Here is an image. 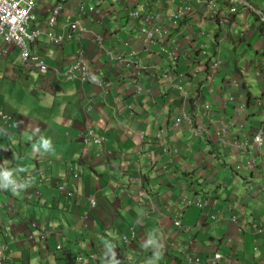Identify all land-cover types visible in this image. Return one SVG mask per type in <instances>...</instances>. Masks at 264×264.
Here are the masks:
<instances>
[{
    "label": "crops",
    "instance_id": "0c3cea01",
    "mask_svg": "<svg viewBox=\"0 0 264 264\" xmlns=\"http://www.w3.org/2000/svg\"><path fill=\"white\" fill-rule=\"evenodd\" d=\"M35 1L33 24L40 33L27 47L40 54L43 68L23 64L19 48L4 42L0 35V112L10 116L5 121L0 117V183L9 175L14 182H28V187L17 193L20 202L0 192V240L8 241L10 247L4 252L3 264H121L123 256H133L135 260L131 259L138 263L180 264V252L210 253L215 251L210 242L218 237L219 242L227 243L220 245L225 252L219 264H264V181L260 180V164L253 163L254 159H264V146L261 154L254 157L253 144L248 142L246 150L239 151V158L251 156L250 167H243L236 174L225 163L216 162L208 151L210 146H217L214 132L223 130V124L228 123L234 134L226 137L229 144L221 149L220 158L229 162L239 153L234 140L250 141L251 129L264 126V86L259 88L262 96L255 97L262 104L254 108L251 104L255 100L247 102L252 90L241 72L253 64L251 60H236V50L240 48L241 57L246 44L264 62V33L258 28L264 13L253 2L260 16L254 11L242 14L236 7L251 0H59L63 9L50 28L47 19L57 0ZM146 1L149 6L156 5L149 8L154 14L161 12V19H167L184 1L195 11L183 14L181 25L165 33L163 39H155L157 47L142 45L136 40L137 22L127 19V13ZM81 5L86 6L81 16L87 28L79 39H74L69 22L76 14L80 16L77 10ZM91 7L93 12H88ZM226 7L236 11L226 12L224 23L216 22V27L213 12L226 11ZM47 32L54 36L62 33L63 42L53 43ZM125 38L133 43L131 48L124 46ZM169 43L182 50L179 58L163 51L169 50ZM160 45L164 47L161 49ZM201 46L204 53L197 49ZM78 49L87 56L89 77L86 81L64 80L62 72ZM222 51L226 56L213 81H204L208 65L219 59ZM117 53L135 63L126 69L115 65L111 58ZM172 62L179 64L178 70L185 71L186 83H191L185 90L187 99L180 96L181 89L171 86V73H165L162 79L157 75L161 69H170ZM257 69L261 71L253 79L260 82L264 69L258 60L254 71ZM103 70L110 76H104ZM179 76L171 77L177 81ZM105 77L111 80L102 85H107L108 91L92 82L93 78ZM134 81L140 82L142 93H137ZM229 96L234 100L227 101ZM203 103H208L210 109L199 107ZM87 104L92 106L88 113ZM183 115L192 118L196 126L205 124L211 131L204 137H193L186 123L182 128L175 125ZM239 117H247L250 124L229 119ZM87 125L105 138V150L100 148L102 155L96 160L99 146L91 144L85 149L79 139ZM245 133L250 136L243 137ZM83 159L87 162L83 163ZM246 174L250 181L244 183ZM133 178L139 179L142 190L132 189ZM40 179L43 181L39 184L32 181ZM73 181L78 183V193L72 198L75 202L63 198L58 189L60 184L72 186ZM35 189L40 193L39 199ZM92 189L101 194L85 228L79 216L88 201L85 193ZM184 196L211 197L209 207L198 210L189 206L182 217L185 226L200 223L204 230L210 227L208 231L195 230L189 235L186 229L172 224L177 207L185 203H181ZM150 206L153 211L142 217ZM45 208L47 216L43 217ZM213 213L216 217L212 220L209 216ZM49 227L55 229L51 237L47 236ZM8 230L13 235L10 240ZM132 231L139 238L133 253L121 239ZM216 231H220L217 238ZM229 252L233 260L226 255Z\"/></svg>",
    "mask_w": 264,
    "mask_h": 264
},
{
    "label": "rangeland",
    "instance_id": "374dc122",
    "mask_svg": "<svg viewBox=\"0 0 264 264\" xmlns=\"http://www.w3.org/2000/svg\"><path fill=\"white\" fill-rule=\"evenodd\" d=\"M195 1H197V0H195ZM213 1V0H212ZM248 1V0H247ZM203 2H205L204 0H203ZM249 3H244V2H242V5H241V3H238L237 5H236V7H238L239 9H240V12L243 14L244 13V11L245 12H256L257 14H259V16L261 15V12L260 11H258V10H256L257 9V7L264 13V8L262 7V5H264V0H251V1H248ZM257 6H255L253 3ZM143 3H145V2H143ZM184 3H185V1H184ZM215 3H216V1H215ZM146 4L147 5H150V2H148V1H146ZM183 3H181L180 5H178L177 6V8H179L181 5H182ZM245 6L247 7L246 9H245ZM80 7V6H79ZM152 8H155L156 7V5H152L151 6ZM255 9H254V8ZM86 9V6H82V11L80 10V8H79V10H77V11H79V15L81 16L82 15V12H84V10ZM248 9H251V10H248ZM224 10H226L225 11V13L226 12H229V9L226 7V8H224ZM147 11H151V10H147ZM210 12V11H209ZM208 12V16H209V14H211V12L209 13ZM230 13V12H229ZM244 15H247V14H244ZM250 15H251V13H250ZM256 15V14H255ZM240 16V13H238V15H237V17H239ZM81 19H83L82 17H80ZM240 18V17H239ZM212 19L214 20V22H215V25H216V27H217V23H218V25L220 24V22H219V20H218V18L217 17H215V16H212ZM261 21L260 22H263L264 20L262 19V17H261V19H260ZM217 22V23H216ZM263 24H264V22H263ZM144 25V24H143ZM237 25L238 24H236V25H234L233 27L234 28H237ZM49 26V25H48ZM50 27V26H49ZM263 27H264V25H263ZM259 28V30L260 31H262L261 33H264V28H261L260 26L258 27ZM161 31V32H160ZM160 33H167L168 31H164L161 27H160ZM163 31V32H162ZM228 32H229V30H228ZM138 33H139V36H137V38H136V40L139 42V43H141L142 45H148V46H150V45H152V46H156L157 47V45L155 44V42L150 38L149 39V35H148V33H146V31H145V27L144 26H142L140 29H138ZM46 34V36L48 37L49 36V34L48 33H45ZM224 35H225V33H224ZM156 38V37H155ZM223 38H225L224 36H223ZM134 37H133V42H134ZM158 40V39H157ZM154 42V43H153ZM123 44H124V46L125 47H129V48H131L132 46V44H131V40H128V38H125V39H123ZM262 46H264V42L261 44ZM168 46H169V50L167 51L165 48H164V52H166L168 55H172V56H175V57H178L179 58V51L180 52H182V50L179 48L178 50H177V47L173 44V43H169L168 44ZM199 51H201V52H203L204 53V50H205V48H204V46H201V47H199V48H197ZM243 50H244V52H243V54H242V56L240 57L239 56V54H240V48H238L237 50H236V52H237V58H236V60L238 61H245V62H248L249 60H251V63L253 64V66H251L249 69H247V70H245V67L243 68V70L241 71L242 72V75H243V80L245 81V83H248L249 85H250V87H251V94L252 95H255V96H252V95H249L248 97H246L247 98V102H250V100L253 102L254 100H255V97H261L262 95H261V93H260V86L261 85H263L264 86V73L262 72V75H261V77H262V79L260 80V82H256V80H254L253 79V75L254 74H259L260 73V71H261V69H257L256 71H254V66L256 65V60H258L259 61V63H261V65H262V67H263V69H264V62H263V60H262V62H261V59H260V54H258V53H256V52H252L251 51V49L250 48H248L247 47V45L245 44V46L243 47ZM247 53V54H246ZM75 57L77 56L78 57V60H79V62L83 65V66H87V67H90V64H88V60H87V56H86V54L82 51V50H80V49H78V50H76L75 51ZM36 55H40L39 53H37ZM220 55V57H219V59H221V61L222 62H224V59H225V56H226V53H225V51H222L221 53L219 52V54H218V56ZM217 56V57H218ZM111 60H112V62H114V64L115 65H119L120 67H123V69H126L127 68V66H129V65H133L134 63H135V61H132L131 59H129V58H127V57H125L124 55H122V54H120V53H117L113 58H111ZM218 59L217 58H215V60H213L214 61V63L217 61ZM213 61H211L210 62V65H208V67H207V70H208V73H207V75H206V78L204 79V81H207L208 83H210V82H212L213 81V78H214V76H215V73H216V69H217V67L219 66V64H217L214 68H213V70H212V66H211V64L213 63ZM223 64V63H222ZM178 67H179V64L177 63V62H172V65H171V69L173 70L172 72H171V74H169L170 76H177V75H181L182 77H185V71L184 72H182V71H180V70H178ZM156 69H157V67H156ZM80 70H82V67H77L76 69H73V71L75 72V74L76 75H78V73H79V71ZM234 70V63H232V71ZM186 71H188V70H186ZM64 73H65V70L62 72V78L64 79V80H71V79H68V78H66V76L64 75ZM101 73L102 74H104V76H110V74L108 73V72H106L105 70H103V71H101ZM77 77H79V76H77ZM93 84L95 85V86H97L98 88H100V89H102V90H107L108 91V89H109V87L106 85V86H103L102 87V85H104V84H110L111 83V80L107 77H105V78H103V79H101V80H99V79H97V78H93ZM261 83V84H260ZM185 84V85H184ZM191 85V83H183V84H179V86L181 87V88H183V89H181V90H178V91H181V92H183L182 94H180V96L181 97H184V99H185V97H186V93H185V90H189L188 89V87ZM259 92V93H258ZM137 93L138 94H140V93H142L141 92V90L140 91H137ZM256 93H257V96H256ZM228 101H232V100H234V98H232L231 96H229L228 97V99H227ZM83 102H84V104H85V101L83 100ZM252 106H253V103L251 104ZM86 106V105H85ZM199 107H202L204 110H209L210 109V105L208 104V103H203V104H200L199 105ZM92 109V106L90 105V104H87V107L85 108V111L88 113L90 110ZM4 115H0V117L2 118V119H4V121H5V118L3 117ZM6 120H8V119H6ZM90 128V129H89ZM95 133V135H94V133ZM87 134V135H86ZM158 137H159V135H158ZM157 137V138H158ZM79 139H80V141L83 143V145H84V148L86 149V147L87 146H90L91 144H93V145H98L99 146V151L98 152H96L95 153V155H94V159L96 158V157H99V155H102V153H101V151H100V148H101V150L102 151H104L105 150V146H106V144H105V138L103 137V136H99L96 132H95V130L93 129L92 130V127H90V126H85V129H84V131L82 132V134L79 136ZM87 139V140H86ZM92 140V141H91ZM95 140V141H94ZM95 142V143H94ZM141 153V152H140ZM139 153V154H140ZM96 160V159H95ZM85 162H87V160L86 159H83V163H85ZM71 173H74V175H76V176H78V174L77 173H75V170L74 169H71ZM7 181H9V183H7ZM32 181H34V182H36L37 184H39V183H41L43 180H32ZM31 181V182H32ZM12 182H14V181H12V180H10V175H9V177H8V179L7 180H5L3 183H0V192L4 195V194H6V196L8 197V195L9 196H11L12 197V199H16V200H18L19 202H20V200L18 199V194L17 193H20L21 191H23L24 189H26L27 187H28V182L26 181V180H22V181H20V182H14V183H12ZM134 186H135V188H132V189H134V190H142V186L140 185V181H139V179H132L131 181H130ZM33 183V182H32ZM72 183V186H69V187H67V186H65V185H63V184H60L59 185V187H58V185H56L57 187H58V189H59V194L63 197V198H65V199H67V200H72V198H73V196L75 197V195H76V193H78V183L76 182V184L74 183V181L73 182H71ZM34 184V183H33ZM63 186H64V188H63ZM40 189V188H39ZM64 189V190H63ZM35 193H36V199H39V197H40V193L38 192V190H36L35 189ZM86 197L88 198V201H86V203L84 204V206H85V208H84V212L79 216V221L81 222V224H82V226L83 227H88V219L91 217V210H92V212L94 211V209H95V207L96 206H98V204H99V201H98V198L97 197H99L100 196V194H95V192H94V190L92 189L91 191H87L86 193ZM67 197H66V196ZM196 198V199H195ZM195 198H192V199H190V201L189 202H187V203H184L183 205H182V207L180 206V207H177V213L176 214H174L173 215V218H172V224H174L175 222H180V221H182V217H183V215H184V213H185V211L187 210V207H192V205H191V202H192V200H199V199H202V198H199V197H195ZM34 200V201H37V200ZM28 201V200H27ZM73 202H75L76 201V199L75 200H72ZM181 203H182V200H181ZM183 208V209H182ZM47 208H45L44 209V213H43V217H46L47 216ZM199 210V209H198ZM153 211V207L152 206H150V207H146V209H144V212H143V214H142V217H148L149 215H150V213ZM213 215H215V213H213L211 216H210V218L213 216ZM25 217V216H24ZM45 220V219H44ZM43 220V221H44ZM83 220V221H82ZM232 220H233V217H232ZM202 224H200V223H195L193 226H185L184 225V222L182 221L180 224H179V226H178V229H181V230H183V229H186L187 231H188V234L189 235H192L193 233H195V230L197 229V231H200V232H204L205 230H209L210 229V227L209 228H206L205 227V230L204 229H202V226H201ZM2 227V225H0V228ZM201 227V228H200ZM211 227H212V225H211ZM49 228H51V230L49 229ZM48 229H47V236H53V235H55V229L53 228V227H49ZM219 228V227H218ZM191 229V230H190ZM11 230L13 231V228H11ZM0 232H2V230L0 229ZM8 234H9V237H8V240H10L12 237H13V235H11V233H10V230H8ZM214 234L216 235V238H217V235L219 236L220 235V231H216V232H214ZM210 235H212V233H210ZM208 237V235L206 234V236H205V239ZM122 240H123V242L125 243V245H128V246H130L131 247V249H132V253L133 252H135V247H137L138 245L136 244V240H138L139 241V238H138V233L136 234V233H134L133 231L130 233V235H129V237H123V238H121ZM130 239V240H129ZM217 240V241H216ZM219 240H220V237H218V239H214L213 241H211L210 242V244H211V248H213L214 247V250L215 251H220V254H219V256H221L222 254H223V252H225V250L224 249H222L221 247H220V245H226L227 246V243H223V242H219ZM227 242L229 241V239H225ZM127 241V242H126ZM136 241V242H135ZM120 243V242H119ZM128 243V244H127ZM217 243V244H216ZM103 247L105 248V250H109L108 249V245L106 246L105 244L103 245ZM230 247V249H231V245L229 246ZM2 248V249H1ZM234 249H232V251H233ZM7 252V251H10V247H9V242L7 241V242H3L2 240H0V258H1V256H2V254L4 253V252ZM54 251V249L52 250V252ZM5 252V253H6ZM119 252V251H118ZM191 253H189V256H187V251H183V252H180V256L178 257L179 259H180V264H205V262H206V256H205V254H201V256L198 254H191ZM230 254H231V252H229V253H227L226 255L229 257V258H231V256H230ZM87 255V254H86ZM90 256H91V254H90ZM192 256V257H191ZM201 257H202V259H201ZM131 258H133V256H131ZM131 258H128V257H125V256H123L122 257V259H121V261H122V263L121 264H150L148 261H145L144 263H138L137 261H134V260H132ZM192 260H191V259ZM195 258V259H194ZM236 258V257H235ZM186 260V261H185ZM231 260H233L232 258H231ZM189 261V262H188ZM203 261V262H202ZM8 262H12V261H8ZM187 262V263H186ZM246 264V263H245Z\"/></svg>",
    "mask_w": 264,
    "mask_h": 264
},
{
    "label": "bare ground",
    "instance_id": "6f19581e",
    "mask_svg": "<svg viewBox=\"0 0 264 264\" xmlns=\"http://www.w3.org/2000/svg\"><path fill=\"white\" fill-rule=\"evenodd\" d=\"M34 1V8H35V4H36V1L35 0H33ZM198 1V3L200 2V0H197ZM57 2H60V1H56L52 6H53V10L54 9H57V13H53V10H52V15H51V18H53V20H55V16L58 14V13H60L61 11H62V9H63V4L62 5H59ZM210 2H212V1H210ZM215 2V1H214ZM141 4H143L145 7H140V8H138V6L134 9L133 8V10H130L129 12H137V15H136V17L135 18H130V16H127V19L128 18H130L132 21H136L137 22V24H136V27L138 28V29H140L142 26H144L145 27V31H146V33H148V35H149V33H150V31L151 30H153V29H155L156 27H158V26H160L164 31H171V30H173V29H177L180 25H181V23H182V21H181V19L183 18V15L181 14L182 13V10L180 9V8H177L176 7V10L174 11V12H172L171 14H169L168 16H167V19H161V12H159L158 11V13H156V14H154V12L151 10L150 12L149 11H147V9H149V7H151V6H149V5H147L146 4V2L145 3H141ZM206 4V3H205ZM80 5V4H79ZM218 5V4H217ZM146 7H148V8H146ZM195 7H197V5L195 6ZM80 8V7H79ZM145 9L144 11L143 10H141V9ZM209 8V7H208ZM193 10V9H192ZM202 10V9H201ZM207 10V9H206ZM193 11H195V10H193ZM79 12V11H78ZM88 12H93V7H91L89 10H88ZM210 13V12H209ZM234 13V12H233ZM33 14H34V10H33ZM193 14V13H192ZM35 15V14H34ZM85 15V14H84ZM194 15H196L195 13H194ZM218 15H220V11H216V12H213V15L212 16H218ZM189 16H190V14H189ZM206 16V15H205ZM80 17H82V16H78L77 14L74 16V17H72L71 19H70V22H69V29H70V32H76V31H78V30H81L80 32H81V35L84 33V32H86V25L82 22L83 21V19H81ZM85 18V17H84ZM196 20H198V19H196ZM195 20V21H196ZM200 21V20H199ZM34 22V21H33ZM33 22H32V26H33V28H36L35 26H34V24H33ZM131 22V21H130ZM123 23H124V21H123ZM144 24V25H143ZM135 27V28H136ZM36 29H38V34L34 37V39L35 38H37V36L39 35V33H40V30H39V28H36ZM161 32V31H160ZM160 32H157L156 34H154V35H152V36H150L149 35V39L151 38L153 41L155 40V39H163L164 37V34L165 33H160ZM163 32V31H162ZM71 35H72V33H71ZM156 37V38H155ZM33 39V40H34ZM22 40H23V42H24V44L27 46L28 45V43H31L33 40H29L26 36H22ZM97 40V39H96ZM8 43H12V44H14L15 46H17L18 47V45L17 44H15V43H13V42H8ZM154 43V42H153ZM211 44V43H210ZM213 45V44H212ZM205 46V45H204ZM81 47H82V45H81ZM164 47V45H160V48L162 49ZM19 48V47H18ZM214 48V47H213ZM2 50V49H1ZM116 55V54H115ZM20 57H21V55H20ZM114 57V56H113ZM112 57V58H113ZM175 57V56H174ZM77 59H78V57H77ZM218 59V58H217ZM21 60H22V57H21ZM22 62H24L23 60H22ZM25 63V62H24ZM39 65H35V64H32L33 66H38L37 68H43L44 67V61H43V59L42 58H39ZM77 67H82V68H84L86 71H87V73H88V71H90L89 70V67H87V66H83L80 62H79V60L77 61V62H74V63H72L69 67H67L66 68V70L65 71H68V70H73V69H76ZM171 67V66H170ZM161 71L162 72H157V75L159 76V78L160 79H162V78H164V76H165V73H171L173 70H171V68L170 69H161ZM169 78V80H170V82H171V86H173L174 88H176V89H183V88H181L180 86H179V84H183V83H186V81H185V79H184V77H182L181 75L178 77V80L177 81H175L171 76H169L168 77ZM80 81H85L86 79H84V80H81V79H79ZM185 85V84H184ZM134 87H135V90L137 91L138 90V88H141V86H140V82H135L134 83ZM134 90V91H135ZM238 97V96H237ZM244 99L242 98V101H243ZM228 101V100H227ZM259 103V104H257L256 105V103ZM262 104V101L260 100V99H258V98H256L255 99V101L253 102V107L254 108H258L260 105ZM248 105V104H247ZM245 106V105H244ZM248 108V107H247ZM234 110V109H233ZM247 110V109H246ZM248 114V113H247ZM0 115H4L3 117L5 118V119H8L10 116H8L7 114H4V113H2V112H0ZM182 117H184V115L182 116ZM182 117H181V119H182ZM185 119H184V121L183 122H181V119H180V121L178 122V119L176 120V122H175V125L177 126V127H179V128H182V124H184V123H186L185 125L189 128V131L190 132H192L193 134H192V136L193 137H204V135L205 134H207V132H210L211 130H210V127H207L205 124H202V125H200V126H196L195 125V123H194V121L192 120V118H190V117H188V115H185ZM231 121H233L234 123H237V124H240V123H244V125L246 124V125H249L250 124V122L251 121H249L248 119H247V117H239V118H235V119H233V118H229ZM230 121V122H231ZM264 122V121H263ZM228 124V123H227ZM227 124H223L224 125V128H223V130H221V131H216V132H214V134H215V136L217 137V142H216V144H217V146H215V145H212V146H210V148H209V153H211V154H213L214 156H213V158H215V161L216 162H219V163H225L227 166H228V168H230L231 170V172L233 173V174H236L237 172H238V170H240L241 168H243V167H246L247 169H248V167H250L249 166V164H248V159L251 157H249L248 156V158H245V159H240L239 158V156L241 155L240 154V152L239 151H245L246 150V147H247V144H248V142H251L252 144H253V156L254 157H256L257 155H260L261 154V150L263 149V146H264V126H259V127H257V128H253V129H251V140L249 141V140H244V141H240V140H238V138H236V140H234V142L233 143H235L236 145V148L235 149H237L238 150V154H235V155H230V156H232V158L233 157H235L236 159H232L231 157V160L228 162L226 159H222V158H220V156L223 154L222 153V151H221V149L223 148V147H225V146H227V144H229V140L226 138V137H229L230 136V134L231 133H233L234 134V132H231V130H229V127H228V125ZM233 124V123H232ZM230 125H231V123H230ZM234 125V124H233ZM232 126V125H231ZM223 127V126H222ZM236 127H238V125L236 126ZM241 127V126H240ZM231 128H233V126L231 127ZM90 129V128H89ZM213 129V128H212ZM235 129V128H234ZM93 130V129H92ZM232 131H233V129H232ZM235 131V130H234ZM250 131V130H249ZM241 132V131H240ZM244 132V131H243ZM94 133V132H93ZM248 133H250V132H248ZM248 133H245V134H243V137L244 136H247V137H249L250 136V134H248ZM157 134V133H156ZM87 135V134H86ZM94 135H95V133H94ZM100 136V135H99ZM176 136V135H175ZM239 135H237V137H238ZM158 137V136H157ZM167 137V136H166ZM233 137V136H232ZM240 137H242V135L240 136ZM246 137V138H247ZM154 138V137H153ZM159 138V137H158ZM151 139H152V137H151ZM156 139V138H155ZM198 139V138H197ZM208 140H209V138H207ZM87 140V139H86ZM105 140V139H104ZM159 140V139H158ZM182 140V139H181ZM206 140V139H205ZM207 140V141H208ZM92 141V140H91ZM95 141V140H94ZM212 141V140H211ZM155 142V141H154ZM95 143V142H94ZM167 143V142H166ZM169 143V142H168ZM191 143V142H190ZM189 143V144H190ZM212 143V142H211ZM206 145H208L209 146V144H206ZM145 146V145H144ZM177 146H178V144H177ZM249 146V145H248ZM251 146V145H250ZM161 147V146H160ZM174 147V146H173ZM175 148V147H174ZM161 149V148H160ZM178 149V148H177ZM170 150H172L171 148L169 149V151ZM175 150H176V148H175ZM223 150V149H222ZM146 151V150H145ZM168 151V150H167ZM174 151V150H173ZM147 152V151H146ZM150 152V151H149ZM179 152V151H178ZM249 152V151H248ZM176 153V152H175ZM188 154L189 153H192V152H187ZM166 154V153H165ZM193 154V153H192ZM161 155H163V154H161ZM167 155V154H166ZM165 155V156H166ZM194 155V154H193ZM246 155H247V153H246ZM181 156V155H180ZM245 156V155H244ZM159 157H161V156H159ZM190 158V157H189ZM261 158V157H260ZM168 159V158H167ZM193 159V158H192ZM148 160V159H147ZM147 160H144V161H147ZM170 160V159H169ZM168 160V161H169ZM207 161H210V159H206ZM141 161H143V160H141ZM188 161V160H187ZM253 163H255V164H260L259 165V171H260V174H261V181H264L263 179H264V159H254V161H253ZM146 164V163H145ZM128 165V164H127ZM131 165V164H130ZM224 166V165H223ZM256 167V166H255ZM254 167V168H255ZM158 169V168H157ZM245 170V169H244ZM250 170H252V169H250ZM156 171V170H155ZM155 171H154V173H155ZM246 171V170H245ZM253 171V170H252ZM258 171V170H257ZM166 172V171H165ZM184 172V171H183ZM241 172V171H240ZM243 172V171H242ZM160 174V173H159ZM171 174V173H170ZM169 174V175H170ZM239 174H241V173H239ZM176 175V174H175ZM188 175H190V174H188ZM238 175V174H237ZM196 176V175H195ZM188 177V176H187ZM191 177H193V176H191ZM254 178L256 177V176H253ZM263 178V179H262ZM186 179V178H185ZM188 179V178H187ZM239 179H242V177L241 176H239ZM243 179H245V182L244 183H247L248 181H250V178L247 176V174H246V176L245 177H243ZM257 179V178H256ZM175 180V179H174ZM194 180V179H193ZM193 180H191V181H193ZM206 180V179H205ZM255 180V179H254ZM178 181V180H177ZM252 181V180H251ZM257 181V180H256ZM186 182V181H185ZM255 182V181H254ZM177 183V182H176ZM181 183V182H180ZM187 183V182H186ZM192 183V185L194 184L193 182H191ZM60 184V183H59ZM189 184V183H188ZM182 185V184H181ZM184 185V184H183ZM205 185V184H204ZM248 185V184H247ZM255 185H257V183H255ZM194 186V185H193ZM186 187H188V185H186ZM200 187V186H199ZM202 187V186H201ZM63 188H64V186H63ZM192 188V187H191ZM247 188V187H246ZM254 188V187H253ZM258 188V187H257ZM256 188V189H257ZM261 188H263V187H261ZM197 189V188H196ZM199 189H201V188H198V190ZM203 189H205V188H203ZM207 189V188H206ZM255 189V188H254ZM64 190V189H63ZM184 190H187V189H184ZM191 190V189H190ZM205 190H203V192H204ZM210 191V190H209ZM212 191V190H211ZM251 191V190H250ZM257 191H260V189L259 190H257ZM145 192V191H144ZM249 192V191H248ZM264 192V191H263ZM193 193H194V191H193ZM199 193H201V192H199ZM245 193V192H244ZM255 193H256V191H255ZM147 194V193H146ZM254 194V193H253ZM260 194V193H259ZM211 195V194H210ZM264 195V194H263ZM66 196V195H65ZM76 196V195H75ZM147 196H148V194H147ZM249 196V195H248ZM253 196V195H252ZM260 196V195H259ZM67 197V196H66ZM74 197V196H73ZM195 197V196H194ZM263 197V196H262ZM261 197V198H262ZM181 198V197H180ZM210 198L211 197H205V198H202V199H199V200H192V202H191V205H192V207H195V208H198V209H204V208H207V207H209L211 204H210ZM190 199H192L191 198V196H190V198L189 197H186V196H184L183 197V199H182V202H185V203H187V202H189L190 201ZM196 199V198H195ZM71 201V200H70ZM148 202V201H147ZM149 203V202H148ZM184 204V203H183ZM182 204V205H183ZM182 205H181V207H182ZM183 209V208H182ZM211 216V215H210ZM209 216V217H210ZM215 217H216V214L215 215H213L212 217H211V219L213 220V219H215ZM80 219V218H79ZM81 221V220H80ZM83 221V220H82ZM181 223V221L180 222H175L173 225L174 226H176V227H178L179 226V224ZM202 226V225H201ZM91 227V226H90ZM45 228V227H44ZM201 228V227H200ZM191 230V229H190ZM196 231H197V229H196ZM195 231V232H196ZM197 232H199V231H197ZM42 234H44V233H40V235H42ZM200 234V233H199ZM130 240V239H129ZM187 240L188 241H190L189 243L191 244V245H194L193 244V242L191 241V239L189 238H187ZM217 241V240H216ZM127 242V241H126ZM125 244V243H124ZM128 244V243H127ZM217 244V243H216ZM129 245V244H128ZM195 245H196V243H195ZM194 245V246H195ZM2 249V248H1ZM126 251V250H125ZM101 252V251H100ZM102 253V252H101ZM199 253H200V251H199ZM219 254H220V251H211L210 253H207V254H205V256H206V262H205V264H219V261L220 260H222V258H223V255H221V256H219ZM191 255V254H190ZM193 255V254H192ZM201 255V254H200ZM106 256V255H105ZM187 256H189V252H187ZM190 257V256H189ZM192 257V256H191ZM95 259V258H94ZM191 259V258H190ZM195 259V258H194ZM201 259H202V257H201ZM4 260H5V253H3L2 254V256H1V258H0V264H3V262H4ZM101 260V259H100ZM192 260V259H191ZM91 260H89V262H90ZM186 261V260H185ZM92 262V261H91ZM189 262V261H188ZM203 262V261H202ZM98 263V262H97ZM187 263V262H186ZM192 264V263H191Z\"/></svg>",
    "mask_w": 264,
    "mask_h": 264
},
{
    "label": "built area",
    "instance_id": "2783aa9c",
    "mask_svg": "<svg viewBox=\"0 0 264 264\" xmlns=\"http://www.w3.org/2000/svg\"><path fill=\"white\" fill-rule=\"evenodd\" d=\"M82 6H80V10L82 11ZM180 9L182 10V15L185 13H188L192 10V7L188 4L181 5ZM34 10V1L33 0H0V35L3 38L4 42H13L18 45L20 55L22 57V60L25 62V64H35L39 65V57L36 55L37 53L29 52L27 46L24 44L22 40V36H26L29 40H33L34 37L38 34V29L33 28L32 22L35 19V15L33 14ZM145 10V9H141ZM147 10H150L147 9ZM231 12L236 11V8H230ZM146 11V10H145ZM220 11L218 9H215L214 12ZM53 13H57V9L53 10ZM137 15V12H128L127 16H130V18H135ZM218 18L219 22L222 23L226 19V13L225 11H220V15L215 16ZM54 20L53 18L47 19V25L50 27L53 26ZM81 30H78L74 32L71 37L74 39H78L81 36ZM160 31V26L156 27L155 29L151 30L149 35L152 36ZM49 34V39L57 44L63 42V34L59 33L57 35H53L52 32H47ZM221 65L222 61L221 59H218L215 63L213 62L211 64L212 70L217 65ZM64 75L68 79H87L88 73L87 71L82 68V70L79 71L78 75L75 74L73 70L65 71ZM79 76V77H77ZM141 88H138L137 91H140ZM187 95L185 99H187ZM259 104L258 102L256 105ZM186 118V117H182ZM181 117L178 118V122L180 121Z\"/></svg>",
    "mask_w": 264,
    "mask_h": 264
},
{
    "label": "trees",
    "instance_id": "16d2710c",
    "mask_svg": "<svg viewBox=\"0 0 264 264\" xmlns=\"http://www.w3.org/2000/svg\"><path fill=\"white\" fill-rule=\"evenodd\" d=\"M58 1H59V0H58ZM57 3H58L59 5H62V4H63L62 2H57ZM140 7H145V6H144L143 4H139V5H138V8H140ZM146 8H148V7H146ZM49 15H52V11L50 12ZM226 17H227V16H226ZM259 23H260L259 26H260L261 28H264V27H263V23H262V22H259ZM73 33H74V32H72V34H73ZM37 37H38V36H37ZM35 39H36V38H35ZM35 39H34V40H35ZM34 40H33V41H34ZM38 57L41 58L39 55H38ZM77 61H78V59H77V56H76V57L74 58L73 61H71L70 63H68L67 67H69L72 63L77 62ZM87 62H88V61H87ZM22 63L24 64V62H22ZM88 64H89V62H88ZM34 67L37 68L38 66H34ZM67 67H66V68H67ZM66 68H65L64 70H66ZM89 72H90V71H88V75H89ZM88 77H89V76H88ZM87 79H88V78H87ZM87 79H86V80H87ZM71 80H76V81H78L79 79H71ZM71 80H70V81H71ZM86 80H85V81H86ZM134 82H137V81H134Z\"/></svg>",
    "mask_w": 264,
    "mask_h": 264
},
{
    "label": "clouds",
    "instance_id": "9594fccd",
    "mask_svg": "<svg viewBox=\"0 0 264 264\" xmlns=\"http://www.w3.org/2000/svg\"><path fill=\"white\" fill-rule=\"evenodd\" d=\"M184 4H186V2L184 3ZM183 5V4H182ZM189 13V12H188ZM227 18V17H226ZM222 23H224V22H222ZM222 23H220V24H222ZM54 25V24H53ZM52 27V26H51ZM50 27V28H51ZM79 39V38H78ZM28 48V47H27ZM29 50V49H28ZM29 52H31L30 50H29ZM32 53H35V52H32ZM222 130V129H221ZM41 180V179H40ZM147 197H149V194H148V196Z\"/></svg>",
    "mask_w": 264,
    "mask_h": 264
}]
</instances>
